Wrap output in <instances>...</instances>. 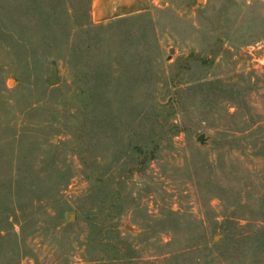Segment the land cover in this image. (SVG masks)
Here are the masks:
<instances>
[{"label":"rangeland","instance_id":"obj_1","mask_svg":"<svg viewBox=\"0 0 264 264\" xmlns=\"http://www.w3.org/2000/svg\"><path fill=\"white\" fill-rule=\"evenodd\" d=\"M90 3L0 0V264H264V0Z\"/></svg>","mask_w":264,"mask_h":264},{"label":"crops","instance_id":"obj_2","mask_svg":"<svg viewBox=\"0 0 264 264\" xmlns=\"http://www.w3.org/2000/svg\"><path fill=\"white\" fill-rule=\"evenodd\" d=\"M153 4L155 0H91L90 17L94 24H104L145 14Z\"/></svg>","mask_w":264,"mask_h":264},{"label":"trees","instance_id":"obj_3","mask_svg":"<svg viewBox=\"0 0 264 264\" xmlns=\"http://www.w3.org/2000/svg\"><path fill=\"white\" fill-rule=\"evenodd\" d=\"M174 127L177 128V126H174ZM138 150L141 156H143V160L145 162L153 159V157L156 156L155 151L148 150L147 144L141 145L140 147H138ZM106 264H119V263H116L115 261V262H108Z\"/></svg>","mask_w":264,"mask_h":264},{"label":"water","instance_id":"obj_4","mask_svg":"<svg viewBox=\"0 0 264 264\" xmlns=\"http://www.w3.org/2000/svg\"><path fill=\"white\" fill-rule=\"evenodd\" d=\"M55 75H56V70H54V74H53V77L50 79V83L53 84L56 79H55ZM198 141L201 143V144H206V139H205V135H201L200 137H198ZM55 142V140L53 141ZM74 214H70L69 215V220H71L72 218H74ZM128 229H132L130 226H127Z\"/></svg>","mask_w":264,"mask_h":264}]
</instances>
